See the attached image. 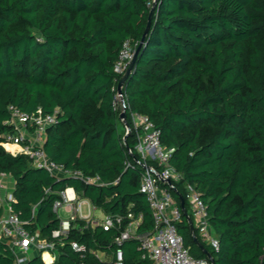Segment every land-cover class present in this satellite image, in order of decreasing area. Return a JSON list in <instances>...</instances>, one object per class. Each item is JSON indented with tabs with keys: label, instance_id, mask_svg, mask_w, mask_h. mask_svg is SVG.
Returning <instances> with one entry per match:
<instances>
[{
	"label": "trees",
	"instance_id": "trees-1",
	"mask_svg": "<svg viewBox=\"0 0 264 264\" xmlns=\"http://www.w3.org/2000/svg\"><path fill=\"white\" fill-rule=\"evenodd\" d=\"M152 8L122 86L125 120L131 124L130 111L146 115L173 149L169 164L180 180L163 188L174 201L189 184L207 206L219 250L201 251L182 215L177 228L190 255L264 264V0H0V173L14 181L11 208L30 234L53 241L52 264H108L98 254L118 247L116 230L79 217L66 236L51 238L61 221L53 205L66 189L105 216L123 217V227L139 221V233L153 229L135 135L124 140L113 107L124 74L119 55L126 43L138 47ZM9 105L56 115L42 150L70 175L55 177L4 149L14 133ZM96 177L100 184L85 181ZM119 248L124 264H151L136 240ZM37 254L27 264H45ZM13 262L0 239V264Z\"/></svg>",
	"mask_w": 264,
	"mask_h": 264
},
{
	"label": "built area",
	"instance_id": "built-area-1",
	"mask_svg": "<svg viewBox=\"0 0 264 264\" xmlns=\"http://www.w3.org/2000/svg\"><path fill=\"white\" fill-rule=\"evenodd\" d=\"M127 45L128 43L124 45L116 63V70L119 73L125 72L132 58L133 49ZM113 107L120 113L125 111L122 94H116ZM7 110L9 119L6 123L13 128L14 133L4 137L2 143L4 149L13 155L20 154L28 157L39 169L46 170L55 177L70 175L69 171L52 162L42 150L45 133L49 127L56 124V115H44L40 110L36 114L28 115L12 105H9ZM129 120L131 124L129 130L124 127L125 134L133 132L135 135V150L141 158L139 193L144 196L150 210L153 229L139 233L137 231L139 221H132L123 227L124 218L121 216H105L99 222H92L90 217H86L85 220L91 225L99 224L105 231L113 229L118 232L114 240L118 247L108 264H124L123 252L119 246L123 241L131 239L139 243L142 251L141 260H149L151 264H211L207 258L192 257L184 246L183 237L177 228L182 216L180 206L174 201L170 192L163 188L164 185L173 188L172 182L180 180L179 174L169 164L173 149L161 144L159 131L146 115L130 111ZM128 153L131 154V151L128 150ZM9 177L7 174L0 173V208L4 209V216L0 219V239L8 244L13 253V264H26L30 253L54 254L55 246L52 240L38 239L24 228L11 208L12 194L2 195ZM85 181L100 184L98 177L87 178ZM67 191L68 189L60 193L61 199L54 203L53 210L58 212L59 209H65L70 216L61 219L58 228L51 233L52 239L66 236L71 223L77 217L82 218L79 200L74 193ZM183 200L192 222L193 233L195 229L198 237L195 233L194 235L202 245L217 252L219 242L213 234L207 206L201 194L188 184L185 186ZM127 218L131 219L132 215L128 214ZM72 248L78 252L85 251L84 246L76 243H72Z\"/></svg>",
	"mask_w": 264,
	"mask_h": 264
},
{
	"label": "water",
	"instance_id": "water-1",
	"mask_svg": "<svg viewBox=\"0 0 264 264\" xmlns=\"http://www.w3.org/2000/svg\"><path fill=\"white\" fill-rule=\"evenodd\" d=\"M156 1V0H155ZM152 11H153V8L150 10V14H149V20H148V24L146 26V29H145V32H144V35L143 37L141 38V41H140V44L138 45V47L133 51V54H132V58L131 60L129 61L128 63V66L123 74V76L121 77V79L119 80L118 82V85H117V93L118 94H122V86L124 84V82L126 81L127 77L129 76L130 72L132 71L133 67H134V63H135V60L137 58V55L142 47V44L144 42V38L148 32V29H149V26H150V18H151V14H152ZM119 120H121L123 122V125L125 127L126 130H129V124L126 122L125 120V114L124 112L120 113L119 114ZM128 134H126L124 136V140L126 139ZM179 205H180V209H181V212H182V215L183 217L187 220V223H188V226H189V230H190V233L192 234V237H193V242L196 244V246L203 252H206L204 246L201 244V242L197 239V237L194 235L193 233V226H192V222H191V219L189 218L188 216V213L186 211V208H185V204H184V200L180 197L179 199ZM38 257L41 256V253H38L37 254ZM207 259L210 261L211 264H213V261H212V258L209 254H207Z\"/></svg>",
	"mask_w": 264,
	"mask_h": 264
},
{
	"label": "crops",
	"instance_id": "crops-1",
	"mask_svg": "<svg viewBox=\"0 0 264 264\" xmlns=\"http://www.w3.org/2000/svg\"><path fill=\"white\" fill-rule=\"evenodd\" d=\"M124 126H122L123 128ZM12 154V153H10ZM13 155V154H12ZM14 189V181L12 180L11 177H9L7 180H6V187H5V190L2 192V195L6 194V193H9V194H12V191ZM68 193H74L73 189L69 188ZM75 194V193H74ZM80 204H81V217L83 219H85L86 217H90L92 219V222H99L101 220H96L93 216V212L95 210H98L96 209L94 206L91 205V203L87 200V199H78ZM59 212V210H58ZM57 212L58 216L60 217V219H66V218H62L59 213ZM63 212L64 214L67 216V218L70 216V213L67 212L65 209H63ZM104 215V214H103ZM105 217V215H104ZM34 255V253H30L29 254V258H31L32 256ZM45 256L48 257V259L46 260ZM99 258L101 260H108L110 261L111 259V256L109 257H106L104 254L102 253H99L98 254ZM40 258L42 259V261L45 263V264H52L55 260V254L53 253H44L43 255L40 256ZM27 264V263H26Z\"/></svg>",
	"mask_w": 264,
	"mask_h": 264
},
{
	"label": "rangeland",
	"instance_id": "rangeland-1",
	"mask_svg": "<svg viewBox=\"0 0 264 264\" xmlns=\"http://www.w3.org/2000/svg\"><path fill=\"white\" fill-rule=\"evenodd\" d=\"M127 47H131V48H133L132 47V45L131 44H128L127 45ZM124 126V125H123ZM124 128V127H123ZM119 130H122V125L121 124H119ZM59 215L62 217V218H67V216L64 214V212H63V209H59ZM93 216H94V218L96 219V220H103V218H104V215H103V213L98 209V210H95L94 212H93Z\"/></svg>",
	"mask_w": 264,
	"mask_h": 264
},
{
	"label": "bare ground",
	"instance_id": "bare-ground-1",
	"mask_svg": "<svg viewBox=\"0 0 264 264\" xmlns=\"http://www.w3.org/2000/svg\"><path fill=\"white\" fill-rule=\"evenodd\" d=\"M9 148V147H8ZM45 258H46V260L48 259V257L47 256H45Z\"/></svg>",
	"mask_w": 264,
	"mask_h": 264
}]
</instances>
